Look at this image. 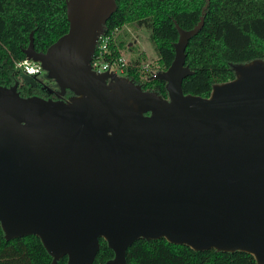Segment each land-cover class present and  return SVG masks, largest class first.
I'll use <instances>...</instances> for the list:
<instances>
[{
  "label": "water",
  "instance_id": "95a60500",
  "mask_svg": "<svg viewBox=\"0 0 264 264\" xmlns=\"http://www.w3.org/2000/svg\"><path fill=\"white\" fill-rule=\"evenodd\" d=\"M114 0H67L69 28L45 51L24 50L67 100L0 86V225L37 235L53 256L127 264L138 238L252 254L264 264V59L233 64L207 97L184 94L185 47L156 72L167 97L90 61Z\"/></svg>",
  "mask_w": 264,
  "mask_h": 264
},
{
  "label": "trees",
  "instance_id": "16d2710c",
  "mask_svg": "<svg viewBox=\"0 0 264 264\" xmlns=\"http://www.w3.org/2000/svg\"><path fill=\"white\" fill-rule=\"evenodd\" d=\"M67 0H0V86H15L22 97L67 100L73 92L60 95L57 85L16 66L26 58L30 41L36 51H45L68 31ZM115 9L104 23L109 34L134 23L149 29L157 57L152 68L140 64L139 55L127 59L120 74L143 90L167 97L165 80L152 76L165 70L174 58L178 29L198 31L185 47V64L190 73L182 80L184 94L207 97L216 83L235 76L233 64L264 59V0H114ZM122 33L111 39L104 61L122 56L127 43ZM97 54L95 49L92 56ZM92 58V57H91ZM113 250L99 238V249L90 264H107ZM127 264H257L248 252L216 248L196 250L165 238H138L125 254ZM0 264H68L67 255L55 261L37 235L6 237L0 225Z\"/></svg>",
  "mask_w": 264,
  "mask_h": 264
},
{
  "label": "rangeland",
  "instance_id": "374dc122",
  "mask_svg": "<svg viewBox=\"0 0 264 264\" xmlns=\"http://www.w3.org/2000/svg\"><path fill=\"white\" fill-rule=\"evenodd\" d=\"M122 38L127 43L122 50V55L125 59L140 58L141 66L145 69L152 68V64L156 61V51L154 45L149 37V29L144 26H138L134 23L126 24L121 28ZM42 70V73L37 76L43 80H49L50 83L55 85V81L50 79Z\"/></svg>",
  "mask_w": 264,
  "mask_h": 264
},
{
  "label": "built area",
  "instance_id": "2783aa9c",
  "mask_svg": "<svg viewBox=\"0 0 264 264\" xmlns=\"http://www.w3.org/2000/svg\"><path fill=\"white\" fill-rule=\"evenodd\" d=\"M120 32H121V28L115 29L109 34L103 32L98 36L96 46H95V49L97 50V54L92 56L91 61H90V66L93 71L97 73H101L104 71H111L119 75L123 72L124 65L127 60L123 57V55L116 60H112V61L103 60L105 54L110 53L109 43L111 39L115 38ZM16 66L18 68H21L24 72L29 73V74L38 75L42 73V67L40 66V64L38 62L32 61L31 59L25 58L17 62ZM155 75H156V72H153L152 76H155Z\"/></svg>",
  "mask_w": 264,
  "mask_h": 264
}]
</instances>
